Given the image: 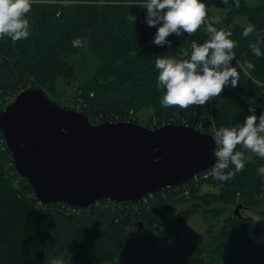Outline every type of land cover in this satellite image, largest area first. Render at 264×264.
Instances as JSON below:
<instances>
[{
  "label": "trees",
  "instance_id": "16d2710c",
  "mask_svg": "<svg viewBox=\"0 0 264 264\" xmlns=\"http://www.w3.org/2000/svg\"><path fill=\"white\" fill-rule=\"evenodd\" d=\"M142 3L143 0H33L32 8L26 14L31 23L29 37L20 40L8 36L0 38V89L10 87L17 80L23 82L24 88L34 83L48 94L54 90L56 79L63 78L67 84L51 94L61 93L65 87L73 108L84 112L91 121L106 110L119 113L122 119L132 110L141 119L137 121L141 124L146 121L152 124L153 117L159 119L157 116L168 113L191 118L200 114L207 118L210 106L217 126L231 125L250 114L247 110L250 98L255 100L257 115L264 111V64H256L250 69L251 76L241 71L236 87L226 86L220 96L204 105L161 106L164 90L156 86L157 55L187 58L192 51V40L202 43L209 34L204 23L196 32L185 33L184 37L170 35L171 49L167 45L157 46L151 43L156 29L144 22L146 9L141 7ZM205 3L206 17L212 7L226 10L218 22L211 23L218 28H231L232 39L237 41L233 64L237 60L242 64L249 61V45L257 40L252 38L257 32L244 36L245 27L235 22L233 15L248 13L254 25L261 23L259 30H262L264 5L249 7L244 0H205ZM133 16H137L135 22ZM72 27H75L73 32ZM74 37L82 39L81 45L73 46ZM261 48L264 49L263 41ZM85 52L86 59L78 64L76 60L85 56ZM78 92L86 99L77 95ZM106 119L114 120V116L101 117L100 121ZM115 120L119 119L116 117ZM0 138H3L1 133ZM7 157L11 162L10 151L3 142L0 146V210H6V214L0 213V264H55L56 261L103 264L121 252L127 237L125 228L134 218L149 223L148 212L140 216L124 213L125 204L105 199L71 211L69 206L63 209L62 202L43 204L35 195V201L40 203L35 206L28 199L34 189L13 165L3 161ZM256 159L246 162L245 168L227 181L215 177L214 180L192 183L190 197L195 200L190 208L176 216V223L182 224L201 205L208 207L212 202L231 201L236 196L242 209L255 214L257 211L264 217V177L257 174V167L264 164V157ZM230 167L234 168V165ZM13 177H19L20 188L14 185ZM212 183L218 186L219 193L202 195L201 186ZM171 196L157 195L150 204L151 215L168 208L173 201L166 198ZM100 201L108 202L120 213L96 206ZM57 204L62 208L55 207ZM219 214V208H207L204 216L208 221ZM206 232L212 236L187 246L186 251L191 254L179 258L178 264H264V228L257 226L253 219L229 215L218 232L213 233L210 227Z\"/></svg>",
  "mask_w": 264,
  "mask_h": 264
},
{
  "label": "water",
  "instance_id": "95a60500",
  "mask_svg": "<svg viewBox=\"0 0 264 264\" xmlns=\"http://www.w3.org/2000/svg\"><path fill=\"white\" fill-rule=\"evenodd\" d=\"M64 96H49L30 83L0 109V131L15 170L43 204L136 203L215 163L212 133L179 123L92 124L84 112L63 105ZM241 206L234 210L239 218Z\"/></svg>",
  "mask_w": 264,
  "mask_h": 264
},
{
  "label": "clouds",
  "instance_id": "9594fccd",
  "mask_svg": "<svg viewBox=\"0 0 264 264\" xmlns=\"http://www.w3.org/2000/svg\"><path fill=\"white\" fill-rule=\"evenodd\" d=\"M32 3L33 0H0V38L8 36L12 40H20L29 37L31 23L26 14L32 8ZM141 7L146 9V25L156 29L151 43L167 45L168 49L173 48L170 35L184 37L185 33H194L201 24L206 23L205 0H143ZM133 19L135 22L137 16H133ZM215 19L218 22L220 17ZM207 32L209 35L204 42L192 40V51L187 58L157 55L156 86L164 90L160 98L161 106L187 108L190 104L204 105L213 97L220 96L226 86L236 87L241 71L252 75L249 71L255 68L252 61L242 64L237 60L233 64L237 41L232 39L231 28H218L215 24L207 23ZM252 32H257V40L249 46L256 56H264V49L261 48V41L264 40L261 33H264V29L258 30L249 23L243 29V35L248 36ZM81 43L80 37L72 40L73 46ZM247 110L250 114L243 121L212 129V151L216 157L212 172L220 181L231 179L236 172L245 168L248 157L238 145L264 157V111L257 115L255 100L251 98ZM230 165H234V168ZM257 174L264 177V164L257 167ZM55 264H63V261H56Z\"/></svg>",
  "mask_w": 264,
  "mask_h": 264
},
{
  "label": "rangeland",
  "instance_id": "374dc122",
  "mask_svg": "<svg viewBox=\"0 0 264 264\" xmlns=\"http://www.w3.org/2000/svg\"><path fill=\"white\" fill-rule=\"evenodd\" d=\"M37 3H41V2L37 1ZM244 3L247 6L249 5L255 6L261 4L264 5V0H244ZM208 14L209 16L205 18L206 24L211 23V21H216L215 18L217 16H219L220 18L224 16L226 14V10L212 7L208 10ZM233 20L244 27H246L249 23L253 24L248 13L245 14L237 13L233 15ZM260 25H261L260 22L259 23L255 22V26L258 30ZM71 29L73 32L75 27H72ZM252 38L257 39V35L252 36ZM262 41L264 42V40ZM86 56L87 55L85 52V56L82 55L78 60H76L77 63L82 64L86 59L85 58ZM248 56H249V60L252 61L255 65L264 64V56H259V57L256 56L252 52L251 48L250 51L248 52ZM3 58L11 61L10 59H7L5 57ZM66 84L67 83H65V80L63 78L60 77L57 78L54 83V90L48 91L49 92L48 95L53 96L51 93L55 94V92L60 91V87L62 85H66ZM64 88L65 87H63V89L61 90V94L65 95L64 98H62L61 103L65 106L73 108L74 104L68 97H66L67 91ZM23 89H25L23 82L17 80H15L10 87L6 89H0V109L5 107L7 104H9L14 99V97L18 93H20ZM77 95H80V97L85 98L84 96L81 95L80 92H78ZM77 100L81 101V98H77ZM208 109H209V113H207V118L206 116L205 117L200 116V114L198 116L191 118L189 115L185 117H179L181 115L177 113H171V114L168 113L169 115L166 114L162 116H157L159 118V121L155 123H152L151 121L152 124H150L149 122L146 121L145 124H141V123L139 124L150 128H154V127H159L163 124L179 123V124L188 125L202 132L212 133L213 127H219V126H217L216 122L214 121V113L211 112V107L208 106ZM103 113L104 112L98 113V115H96L98 117L94 116L95 117L93 118L94 121L88 119L89 122L92 124H98L103 121H124V119H122L123 117L115 111L106 110V112L104 114ZM107 115L109 117L110 115L114 116V120L106 119L100 121L101 117H105V116L108 117ZM116 117L119 120H115ZM226 118L227 117H224L223 119ZM240 148L246 153V156L248 157L247 162L256 161L258 160L256 158L261 157L259 156L258 153H254L251 150L244 148L242 145H240ZM3 161H5L6 164L14 166L13 160L9 162L10 160L8 157L6 160ZM214 178L215 176L212 179L214 180ZM13 183L17 188H20L21 185H20L19 177H13ZM190 191H191V187H190ZM200 192L202 195L205 193L218 194L219 188L217 185L213 183L209 185L203 184L200 188ZM168 195H172V196L170 198H166V200H172L173 203H171V205L165 210L160 209L159 213L156 215L155 214L151 215L152 207H150V204L153 202L154 199H149L148 202L140 204V206H138V208L136 209L129 204L134 205L137 204L139 201H137L136 203H129L124 205L126 206L123 207L122 209L124 213H136L137 215L139 214L140 216L141 213L148 212L150 217L148 220L149 223L145 222L143 219L139 217L134 218L133 221L125 228L127 232V237L125 239L124 247L121 250V252L112 261H107L104 262L103 264H178L179 258L184 256L187 257L190 256L191 251L188 252L186 251L187 246H191L195 243L208 240L212 236V234L206 232L208 227L212 228L213 233L218 232V230L223 225L226 218L229 215H234L233 213L235 207L239 204V199L236 198L238 196H236L231 201L212 202L208 207L201 205L182 224H177L176 216L182 211L190 208L192 202L195 199L193 197H190V193L184 195L182 192H180V189L174 193L167 194L165 196ZM34 197H35L34 193L28 197L29 203L35 204V206H39L40 203L35 201L36 199H34ZM96 206H99L101 209H106L107 211H111L113 213L119 212V210H117L116 207L111 206L106 201H100L96 204ZM55 207L62 208L58 204ZM207 208H219L220 214L216 216V218L214 219L209 218L207 221L204 216L205 210H207ZM262 208L264 210V206H262ZM259 210H261V207H259ZM239 212L241 213V215L253 219V221L256 223L257 226L264 228V217L258 215L257 211L255 214L250 210L240 208ZM0 213L2 215L6 214V210H0ZM137 223H139V225ZM187 253L188 255H186Z\"/></svg>",
  "mask_w": 264,
  "mask_h": 264
},
{
  "label": "built area",
  "instance_id": "2783aa9c",
  "mask_svg": "<svg viewBox=\"0 0 264 264\" xmlns=\"http://www.w3.org/2000/svg\"><path fill=\"white\" fill-rule=\"evenodd\" d=\"M124 120L130 121V122L141 121V119H139L137 117V115H135V113L132 110H130L129 112H127L125 114ZM157 121H159V119L153 117L152 123H155ZM0 133H1V131H0ZM3 142H5L4 138H0V146L3 144ZM2 148H3V146H2ZM213 177H214V175H213L212 166H211L210 168L193 175L189 182L183 183L177 187L166 188V189H163V190L158 191V192H153V193L147 194L146 196L142 197L137 204H134L133 208H135V209L138 208V206H140V204L148 202L149 199H154L159 194H162V196L164 197L165 195L174 193L179 189H180V192H182L184 195H187L190 193V187H191L192 183L197 184L202 180L205 181L207 179H212ZM66 207H67V205L64 204L63 209ZM70 210L74 211L75 209L70 208Z\"/></svg>",
  "mask_w": 264,
  "mask_h": 264
}]
</instances>
